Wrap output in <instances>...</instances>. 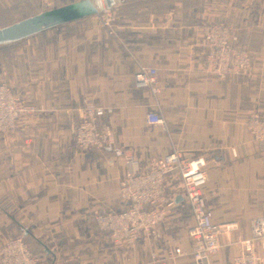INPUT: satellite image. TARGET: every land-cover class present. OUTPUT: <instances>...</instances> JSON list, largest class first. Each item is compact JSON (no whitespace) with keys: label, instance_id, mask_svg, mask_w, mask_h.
I'll return each mask as SVG.
<instances>
[{"label":"crops","instance_id":"crops-1","mask_svg":"<svg viewBox=\"0 0 264 264\" xmlns=\"http://www.w3.org/2000/svg\"><path fill=\"white\" fill-rule=\"evenodd\" d=\"M11 7L0 0V18ZM113 14V35L93 16L0 47V83L31 109L22 120L34 136L20 151L14 137L0 135V245L19 237L39 264H192L190 257L168 260L174 249L192 247L176 174L167 180L172 206L159 242L114 248L91 217L95 209H121L126 156L144 171L172 146L186 158H205V202L216 224L235 226L218 238L213 264H231L236 237H249L250 219L264 214V143L246 127L249 115L264 117V0H120ZM215 23L250 56L247 74L208 69L201 31ZM138 58L157 70L156 96L134 89ZM153 105L160 129L146 124ZM86 106L105 109L97 125L113 145L103 151L75 143L77 111Z\"/></svg>","mask_w":264,"mask_h":264},{"label":"built area","instance_id":"built-area-1","mask_svg":"<svg viewBox=\"0 0 264 264\" xmlns=\"http://www.w3.org/2000/svg\"><path fill=\"white\" fill-rule=\"evenodd\" d=\"M98 17L101 28L113 35V10H103ZM201 32L206 50L205 62L212 73L219 76L248 73L251 58L235 46L237 39L226 25H205ZM135 64L134 89L149 91L153 96L159 94L157 70L144 58L136 59ZM30 112L31 109L19 95L7 84L0 83V135L14 137L20 151L28 150L34 140L22 120L23 115ZM104 114L105 109L94 106H86L77 111L74 140L81 150L103 151L113 145L109 131L97 125ZM146 124L150 129L163 127L156 105L150 107ZM246 127L255 142L264 143V117L257 113L249 115ZM124 159L130 170L119 183L121 209L91 211L94 225L103 238L114 248H133L143 238L159 242L160 226L172 206L168 198L167 180L176 174L182 183L184 201L190 212L186 234L192 247L190 253H185L181 248L174 249L169 252L168 260L174 262L179 258L190 257L192 264H213L214 257L221 251L218 238L235 226L216 224L205 202L204 190L208 184L205 158H186L171 146L164 149L159 159L144 171L136 156L128 155ZM233 244L238 246V252L231 264H264V256L260 255V250L264 249V214L250 219L249 237L237 236ZM0 264H39V261L18 237L0 245Z\"/></svg>","mask_w":264,"mask_h":264},{"label":"water","instance_id":"water-1","mask_svg":"<svg viewBox=\"0 0 264 264\" xmlns=\"http://www.w3.org/2000/svg\"><path fill=\"white\" fill-rule=\"evenodd\" d=\"M120 0H80L57 9L26 18L0 29V47L12 45L45 31L99 16L103 10H114Z\"/></svg>","mask_w":264,"mask_h":264},{"label":"rangeland","instance_id":"rangeland-1","mask_svg":"<svg viewBox=\"0 0 264 264\" xmlns=\"http://www.w3.org/2000/svg\"><path fill=\"white\" fill-rule=\"evenodd\" d=\"M13 7L1 16L0 28L9 26L32 14L46 12L74 3L73 0H12ZM22 5V6H21ZM6 18V19H5Z\"/></svg>","mask_w":264,"mask_h":264},{"label":"trees","instance_id":"trees-1","mask_svg":"<svg viewBox=\"0 0 264 264\" xmlns=\"http://www.w3.org/2000/svg\"><path fill=\"white\" fill-rule=\"evenodd\" d=\"M12 25V24H11ZM10 26V25H9ZM7 27V26H6ZM5 28V27H4ZM1 29V28H0Z\"/></svg>","mask_w":264,"mask_h":264}]
</instances>
